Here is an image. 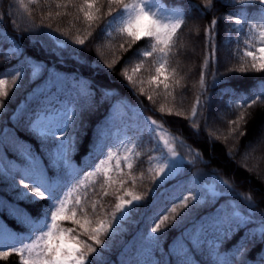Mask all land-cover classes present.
Returning <instances> with one entry per match:
<instances>
[{
    "label": "trees",
    "instance_id": "16d2710c",
    "mask_svg": "<svg viewBox=\"0 0 264 264\" xmlns=\"http://www.w3.org/2000/svg\"><path fill=\"white\" fill-rule=\"evenodd\" d=\"M163 1L168 8L183 9V23L177 31L176 46L165 62L164 76L168 77L167 82L172 91L169 96L163 94L162 85L157 88L148 84L150 77L156 74L155 67L159 65L154 61L160 60L159 55L154 54L150 58L137 55L138 51L149 50L150 42L142 39L133 43L131 39L115 31L118 23L106 31L103 30L105 21L110 19L103 16L107 11L106 4L101 9L102 18L89 28L84 22L83 13L79 12L77 7L57 6L66 0H48V3H45V0H37L36 3L24 0L26 10L19 7L18 0H0V15L7 12L0 22V33L5 34L0 36V78L8 82L6 87L9 88V97L4 100L5 107L0 111V127L9 128L39 151L36 140L25 130L26 117L24 120L14 118L20 115V110L30 112L36 107L32 95L35 84L29 78L25 64V61L31 58L32 61L41 62L49 68L67 74L69 80L74 76L81 78L82 84H91L95 89L91 106L79 115L74 127L69 129V134L74 132L76 138L70 169L72 166L82 167L88 163V153L96 147L98 129L115 114L116 108L113 106L117 102L131 108L138 107L143 117L156 120L161 125L160 129L168 132L171 143L184 158L181 174L156 188L153 183L154 173H150L148 169H155L157 163L162 162L159 157L166 151L157 143V138L152 136L157 134V131H144L136 141L129 162L133 164L131 177H135V183L125 176L126 183L122 187L114 184L102 189L103 176L94 174L81 188V196L87 192L89 203L97 202L100 206L98 212L101 213H110L114 209L117 196L128 198L127 192L144 195L155 188V195L148 194L138 211L130 220L124 222L123 230L108 242L107 249L101 252L102 260L99 264H110L118 258L121 259L123 253L136 251L139 247V236L152 226L150 218L157 209L170 207L178 202L169 198L186 194L194 184L203 185L213 181L214 174L229 180L234 189L230 197L225 196L223 199H233L242 209H247L248 205L239 193L251 194L255 202L252 211L256 213V218L259 219L260 215L264 214V146L260 144V140L264 139V102L247 106L264 88V72L239 71L241 67L250 68L251 58L245 56L244 52L255 51L261 46L259 29H252L250 26L264 24L260 19V16L264 15V8L256 3V0L244 5L234 0H214L213 6L207 9L204 0ZM74 2L76 5L83 4V0ZM246 8L247 17L241 15ZM49 12L52 13L51 18L48 16ZM57 13L61 15L58 16ZM229 15H237L238 19H246L247 22L241 27L226 19ZM213 19L217 20L212 40L216 52L214 59H210L211 47L205 39V29L211 25ZM13 22L17 26L15 29ZM49 31L55 32L51 39L45 34ZM89 32L92 33L90 37ZM76 38H86L85 45L74 44ZM56 39L67 42V49L57 48L53 43ZM99 45L103 46L97 51ZM120 45L124 47L121 48ZM13 46L19 51L11 59H7V49ZM117 58V63L109 70L105 65ZM141 59L145 63L134 74V79L144 82V94L140 93V84L133 86L122 75L124 69H127L129 75H133V69ZM21 66L25 68L21 86L12 89L11 74ZM201 71L205 72L203 80ZM214 79L218 82H214ZM104 89H109V94H102ZM148 96L153 99L149 100ZM198 97L203 106L198 107L197 115L193 117L192 108L196 105ZM261 99L264 101V97ZM161 104L164 105L165 113L171 110L172 114L157 112L156 109ZM177 112L180 113L179 116L175 115ZM241 115L243 119H239ZM232 121L237 123L233 124ZM246 155L248 157L245 158ZM40 157L46 163L43 153H40ZM149 157L153 159L149 160ZM20 158L9 145L4 158L5 171L0 175V201L6 205L8 201L16 200L33 213L40 210V201L26 202L20 198L22 189L17 187L20 176L14 174L8 162ZM120 168L123 173L129 172L126 162H121ZM57 175L65 177L63 170ZM109 175L114 181L118 179L114 169ZM169 186H172L170 190L167 188ZM153 201L156 202L155 205ZM3 211L0 206V215L4 214ZM202 211L201 208L194 209L182 224H177L174 228L169 226L160 241L162 250L166 251L173 243L174 237ZM62 228L72 229L71 235L79 231L78 226L71 221L63 222ZM239 235L242 233L227 242L224 247L234 244ZM104 239L107 241L106 237ZM97 247L100 251V246ZM258 254L264 255V252H259V246L251 255ZM156 258L159 259V256ZM197 259L200 264H210L206 254L197 256ZM0 264H21L20 256L10 253L7 257H0Z\"/></svg>",
    "mask_w": 264,
    "mask_h": 264
},
{
    "label": "snow or ice",
    "instance_id": "6c2138e0",
    "mask_svg": "<svg viewBox=\"0 0 264 264\" xmlns=\"http://www.w3.org/2000/svg\"><path fill=\"white\" fill-rule=\"evenodd\" d=\"M36 2L37 0H32V3ZM158 2L159 0H83V4L76 5L74 0H66L65 3L57 6L77 7L78 11L83 13L84 22L90 28L102 18L101 9L106 4L107 11L103 13V16L110 17V19L105 21L103 30L112 28L114 21H118L115 31L128 37L133 43L147 39L150 42V49L138 51L137 55L150 58L157 54L160 57L159 61H154L159 66L155 67L156 74L150 77L148 84L155 85L157 88L162 85L163 94L169 96L172 95V91H170V84L167 82L168 77L164 76L165 62L176 46L175 38L183 20L177 19L173 22L171 15L166 13L165 9L157 7ZM234 2L244 5L250 3L251 0H234ZM45 3H48V0H45ZM256 3L264 8V0H256ZM18 4L22 10H26L27 5L24 0H18ZM213 4L214 0H204L206 9L211 8ZM3 15H7V12ZM3 15H0V22L3 20ZM57 15L59 16L61 13H57ZM237 15H229L226 19L234 21L236 25L242 27L247 21L238 19ZM48 16L51 18L52 13L49 12ZM260 19L264 21V15H261ZM216 24L217 20L213 19L211 25L205 29V39L211 47L210 59H214L216 52L215 47L212 46ZM16 27L13 22V28ZM250 27L259 29L261 46L255 51L244 52L245 56L251 58L250 68L241 67L239 71L264 72V24H252ZM48 28L50 29L51 25ZM45 34L51 39L55 32L49 31ZM2 35L5 34L0 33V36ZM62 35H67V33H62ZM88 36H92V33L89 32ZM53 43L61 50H66L68 47L67 42L60 39L54 40ZM85 43L86 38L74 40L76 45L82 46ZM102 46L99 45L97 51ZM120 47L124 46L120 45ZM124 50L127 51V49ZM18 51L19 49L15 46L8 48L6 58L11 59ZM118 59H114L105 66L111 70ZM144 63L145 61L141 59L133 69V75H129L127 69L122 71V75L131 85H141V94L145 93L142 86L144 82L135 80L134 74ZM25 64L29 78L35 84L32 95L35 98L36 107L30 112L22 109L20 115L14 118L24 120L26 117L25 130L36 140L39 151L37 152L30 143L20 139L9 128L0 127V175L5 171L3 160L9 150V145H11L25 161L23 168L15 169L20 176L17 181V187L22 189L19 194L20 198L26 202L46 201L47 204L46 208L35 216L27 209L18 206L9 209V216L25 229L26 235L16 233L10 229L9 225L0 222V247L6 243L21 245L20 247H9L7 251H0V257L17 253L20 255L21 264H99L102 260L101 252L107 249L108 242L123 230L124 222L130 220L133 214L138 211L141 203L147 199V195H155V188L144 195L127 192L128 198L117 196V202L110 213L98 212L100 206L95 201L89 203L87 192L83 196L73 197L71 206H68L69 194L73 188L81 184V181L76 180L70 188L66 183L60 184L48 177V172L51 171L54 174L61 170L67 172L71 166V157L76 148V138L74 132L69 134V129L74 127L79 115L91 106L95 89L91 84L87 86L82 84L81 78L74 76L72 80H69L67 74L49 68L41 62L32 61L31 58H28ZM5 75L10 74L5 73ZM11 75V88L20 87V82L25 75L24 66ZM204 77L205 72L201 71V80ZM37 81L39 82L37 83ZM214 82L218 81L214 79ZM7 83L5 79L0 78V111L5 107L4 100L9 97ZM109 92V89H104L102 94L107 95ZM262 97H264V88L247 106L251 107L258 102H264ZM148 99L152 100L153 98L148 96ZM173 100H175L174 96ZM202 106L198 97L196 105L192 108L193 117H196L198 107ZM113 107L116 108V118L106 126L105 130L98 133L97 144L104 140L106 135L113 132L123 140L126 139V133L135 134L144 131L155 133L161 127L151 117H143L138 107L131 108L129 105L119 102ZM128 111H131L133 116L146 121L148 127L137 126L134 128L132 126L133 117L128 116ZM156 111L161 114H172L171 110L165 113L163 104ZM175 115L179 116L180 113L177 112ZM239 119H243V115ZM231 123L237 122L232 121ZM193 127L195 126L193 125ZM160 142L165 146L170 143L168 140L158 138L157 143ZM102 147L104 149L102 155L105 158L100 159L95 165V171L89 172L87 175H102L104 178L102 189L114 184H119L122 187L126 183L125 176L131 178L135 183V177H131L133 164L127 163L128 173H123L120 168V159L128 161L129 156L117 159L114 170L118 179L115 181L109 175L110 170L101 167L116 158V154L110 147L107 145ZM40 153L46 157V163L41 159ZM151 159L153 158L149 157V160ZM159 159L163 162L155 169H148L150 173H154L153 183L156 188L173 179L185 163L184 158L174 149L163 154ZM193 162L188 161V163ZM26 181L28 182L26 183ZM233 191L229 180L214 174L212 184L196 183L186 194L170 197L169 199L178 202L173 203L170 207L157 209L153 213L150 218L152 226L148 228L147 232L140 234L139 247L136 251L129 250L123 253L126 258L117 259L112 264H200L197 256L205 254L209 257L210 264H264V255H251L257 246H259V252H264V214H261L259 219L256 218V213L252 211L255 202L251 194L239 193L247 203V209H242L241 205L233 199H223L225 196L230 197ZM105 194L108 193L105 192ZM155 203L153 201L154 205ZM197 208H201L203 211L183 227L182 231L174 237L173 243L166 251H163L160 241L166 235L169 226L174 228L177 224H182ZM161 212L163 214H160ZM65 221H71L77 225L79 231L75 235H71L72 229L61 227ZM239 233L242 235H239L234 244L224 247ZM105 237L107 241L104 239ZM25 240L30 242L26 243ZM97 246H100V251ZM157 256L159 259L156 258ZM104 264H108V262H104Z\"/></svg>",
    "mask_w": 264,
    "mask_h": 264
},
{
    "label": "rangeland",
    "instance_id": "374dc122",
    "mask_svg": "<svg viewBox=\"0 0 264 264\" xmlns=\"http://www.w3.org/2000/svg\"><path fill=\"white\" fill-rule=\"evenodd\" d=\"M162 6H164L163 4H157V7L158 8H162ZM154 11L156 9H153ZM166 13L170 14L171 15V20H177L179 17H180V13L175 11V10H169V11H166ZM259 55V54H258ZM136 124L137 126H139L140 128H143L144 127V124L140 121H138L137 123H134ZM159 137L162 138V139H165V140H168L169 139L163 135V132L159 131L157 132ZM139 135H141V133H139ZM111 137V141H110V144L114 142V145H110L109 147L114 151V153L116 154V158L112 159L111 161H108L105 165H102V167L104 168H107L109 170H111L112 168H114L116 162H117V159H120V158H123L125 156H129L131 155V152L133 150V147H134V143H135V139H130L129 136L126 135V139H123L121 140L119 137H117L115 134H111L110 135ZM260 144H262L264 146V139L263 140H260ZM163 147L169 152L171 149H174L173 146L170 145H167L165 146L163 143H162ZM181 156V155H180ZM96 157H101L99 155H96ZM103 157V156H102ZM101 159H104L102 158ZM248 157V155L245 156V158ZM99 158L97 159V163L99 162ZM123 159H120V162L122 161ZM161 162H158V164H160ZM212 184V183H211ZM65 191H67V189H65ZM68 201H69V197H68Z\"/></svg>",
    "mask_w": 264,
    "mask_h": 264
}]
</instances>
